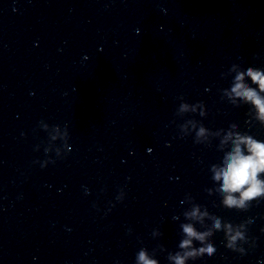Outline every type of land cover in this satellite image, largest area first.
<instances>
[{
	"label": "clouds",
	"instance_id": "clouds-1",
	"mask_svg": "<svg viewBox=\"0 0 264 264\" xmlns=\"http://www.w3.org/2000/svg\"><path fill=\"white\" fill-rule=\"evenodd\" d=\"M228 77H232L231 84L228 88L219 90L221 100H227L236 107L248 105L250 120L264 126V68L249 66L245 69L240 64L233 63L227 72L221 73V78ZM249 80L251 83L248 82ZM178 99L180 103L175 113L177 117L182 119L189 113H198L200 117L207 116L203 101L193 104L187 102L183 96ZM39 127L48 136L44 147L45 154L54 152L57 158H64L71 151L68 143L70 134L66 125L62 134L60 125L50 126L40 121ZM177 127L181 138L192 135L195 144L209 146L213 139L219 140L217 147L223 152V157L220 163L210 165L209 171L214 187L205 190L209 195L219 196L223 207L247 211L253 204L264 200V140L239 131L235 123H232L228 129L213 131L205 127L200 120L187 119ZM57 141L62 143L57 146L53 143ZM39 148L40 146L37 145L35 150L38 151ZM34 163H40L43 168L49 163H55V160L49 158ZM124 196L125 193L121 190L116 199L123 201ZM181 203L189 205L183 212L187 222L180 224L182 238L177 246L178 250L168 252L169 264H188L189 261H195L205 255L214 256L217 249L211 238L217 232H223L225 247L233 252L244 255L245 244L254 246V241L250 243L247 235L248 225L252 223L250 219L239 224L225 221L222 217L210 213L207 207L196 203L190 194L186 195ZM173 219L178 220L179 216H174ZM208 221L211 223H207ZM161 235L158 230L152 232L153 238ZM196 243L200 246L196 247ZM160 250L164 251L163 246H160ZM155 256V249L150 253L147 248L142 247L136 253L135 264H159Z\"/></svg>",
	"mask_w": 264,
	"mask_h": 264
}]
</instances>
